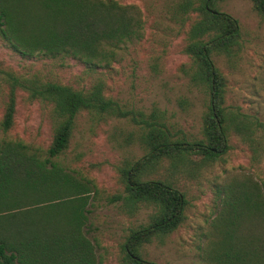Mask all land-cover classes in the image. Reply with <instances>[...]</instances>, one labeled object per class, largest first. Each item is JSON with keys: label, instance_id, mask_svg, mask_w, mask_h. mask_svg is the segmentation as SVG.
Masks as SVG:
<instances>
[{"label": "trees", "instance_id": "1", "mask_svg": "<svg viewBox=\"0 0 264 264\" xmlns=\"http://www.w3.org/2000/svg\"><path fill=\"white\" fill-rule=\"evenodd\" d=\"M225 0H175L189 21L184 52L189 80L206 93L201 138L173 135L154 108L136 115L96 81L85 88L25 76L0 61L5 102L0 120V264H100L88 232L94 180L60 160L70 147L77 117L94 121L127 118L139 126L144 155L121 169L124 193L113 199L132 213L152 206L146 225L130 231L119 264H158L143 257L144 245L167 236L183 222L185 194L166 179L151 178L167 162L194 172L220 161L231 134L248 144L252 160L264 150V121L226 102L227 79L215 63H234L243 50L239 21L223 11ZM264 19V0H250ZM142 13L121 0H0V38L22 58L66 56L90 69L107 67L120 44L138 38ZM50 106L53 132L42 148L6 132L14 123L18 92ZM138 117V118H137ZM215 264H264V182L242 173L225 184L216 218Z\"/></svg>", "mask_w": 264, "mask_h": 264}, {"label": "rangeland", "instance_id": "2", "mask_svg": "<svg viewBox=\"0 0 264 264\" xmlns=\"http://www.w3.org/2000/svg\"><path fill=\"white\" fill-rule=\"evenodd\" d=\"M135 3L142 13L141 35L120 44L107 67L90 69L71 57L43 54L22 58L0 38V61L25 76L85 88L96 81L106 95L125 108L149 114L163 112L170 132L187 140L201 138V116L207 95L189 80L190 59L184 52L189 21L174 10L175 0H121ZM221 9L240 24L243 50L234 63L215 58L227 79L226 102L257 115L264 121V19L250 0H225ZM5 85L0 78V120L5 102ZM138 118V117H137ZM53 132L50 106L29 101L18 92L14 123L6 132L42 148ZM0 135H2L0 131ZM139 126L127 118L94 121L81 112L70 147L62 162L94 180L96 193L89 209L88 232L96 242L100 264H119L121 246L130 231L146 225L152 206L128 212L114 196L124 193L121 169L145 154L140 144ZM229 147L220 161L194 172L177 171L167 162L151 178L166 179L186 197L185 218L167 236L144 245L142 255L158 264H215L219 240L216 218L225 184L242 173H251L264 182V150L252 160L248 144L231 134Z\"/></svg>", "mask_w": 264, "mask_h": 264}]
</instances>
